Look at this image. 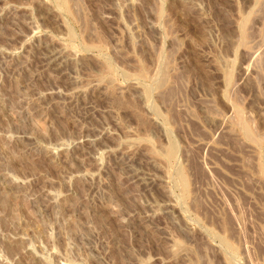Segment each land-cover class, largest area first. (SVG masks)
<instances>
[{
	"label": "rangeland",
	"instance_id": "1",
	"mask_svg": "<svg viewBox=\"0 0 264 264\" xmlns=\"http://www.w3.org/2000/svg\"><path fill=\"white\" fill-rule=\"evenodd\" d=\"M0 264H264V0H0Z\"/></svg>",
	"mask_w": 264,
	"mask_h": 264
},
{
	"label": "bare ground",
	"instance_id": "2",
	"mask_svg": "<svg viewBox=\"0 0 264 264\" xmlns=\"http://www.w3.org/2000/svg\"><path fill=\"white\" fill-rule=\"evenodd\" d=\"M245 133V132H244ZM249 135V134H248Z\"/></svg>",
	"mask_w": 264,
	"mask_h": 264
}]
</instances>
